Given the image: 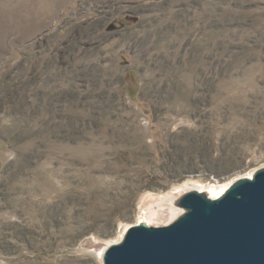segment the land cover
Returning a JSON list of instances; mask_svg holds the SVG:
<instances>
[{
	"label": "rangeland",
	"instance_id": "1",
	"mask_svg": "<svg viewBox=\"0 0 264 264\" xmlns=\"http://www.w3.org/2000/svg\"><path fill=\"white\" fill-rule=\"evenodd\" d=\"M262 166L264 0H0V264H104Z\"/></svg>",
	"mask_w": 264,
	"mask_h": 264
},
{
	"label": "water",
	"instance_id": "2",
	"mask_svg": "<svg viewBox=\"0 0 264 264\" xmlns=\"http://www.w3.org/2000/svg\"><path fill=\"white\" fill-rule=\"evenodd\" d=\"M174 221L131 225L104 264H264V166L218 197L191 189L173 200Z\"/></svg>",
	"mask_w": 264,
	"mask_h": 264
},
{
	"label": "bare ground",
	"instance_id": "3",
	"mask_svg": "<svg viewBox=\"0 0 264 264\" xmlns=\"http://www.w3.org/2000/svg\"><path fill=\"white\" fill-rule=\"evenodd\" d=\"M253 173H254V171L253 172H249L245 176H252ZM233 182L234 181H231V182L230 181H226V182H223V183H219V182H217V183H211L209 185H206L208 187V190H205V191H207L208 194L210 196H212V197H218V196L222 195ZM146 222H148V221H146ZM149 224H151V223H149ZM106 248H107V246L104 247L101 252H97L98 255L99 256H102L103 255V252H104V250H106Z\"/></svg>",
	"mask_w": 264,
	"mask_h": 264
}]
</instances>
